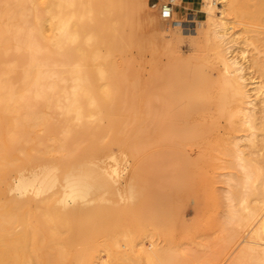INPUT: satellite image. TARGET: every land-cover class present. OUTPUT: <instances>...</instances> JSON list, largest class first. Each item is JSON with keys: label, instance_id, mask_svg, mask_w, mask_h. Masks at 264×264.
I'll return each mask as SVG.
<instances>
[{"label": "bare ground", "instance_id": "obj_1", "mask_svg": "<svg viewBox=\"0 0 264 264\" xmlns=\"http://www.w3.org/2000/svg\"><path fill=\"white\" fill-rule=\"evenodd\" d=\"M224 2L243 25L245 35L238 41L230 33L227 10L216 15L219 0H204L209 14L205 33L214 35L220 46L214 61L200 69L206 67L212 72L204 77L205 82L231 91L233 101L224 99L218 103L217 115L229 121L231 127L236 128L238 122L246 127L249 133L236 140L230 135L184 134L179 126L184 133L176 131L182 135L168 134L171 127L166 125H173L167 124L169 117L165 123L169 132L163 125L158 131L162 134L150 133L147 137L140 134L144 127L138 132L141 136L136 132L127 136V124H122L126 131L121 133L104 124L105 119L120 117H142L141 121L158 117L161 121L164 116H178L175 120L179 121L181 115L185 118L193 112L198 85L187 73L157 75L151 90L141 87L142 67L137 59L146 45L140 44L138 53L134 48L140 43L138 31L146 20V10L152 7L148 0H0V264L194 263L190 262L195 260L192 249L188 262L158 243L152 248L142 247L143 242L138 247L136 243V236L155 241L160 238L168 246L175 239L193 234L184 222L183 200L191 196L194 187L185 155L178 160L181 170L173 191L150 196L140 208L132 205L144 197L146 186L133 176L136 183L132 181L134 185L129 184L128 191L132 204L125 210L129 230L124 234L125 249L120 250L113 227L118 222L116 213L122 214V210L116 208L118 205L105 208L107 202L103 203L105 196L100 192L107 181L99 164L106 155L114 159L110 152L120 144L181 151L197 145L220 150L227 167L240 169L241 177H232L249 195L241 200L242 209L229 195L227 224L242 221V210L248 220L257 222L252 230L255 241L239 249L233 264H264V244L259 245L264 236V153L260 161L248 155L240 142L247 136L245 140L255 148L260 135L264 140V97L258 99L264 89V0ZM205 22L200 21V33ZM150 23L154 29L163 30L155 17ZM164 30L170 41L175 39L176 32L169 26ZM242 58H249L250 65ZM152 121L154 125L156 120ZM163 130H167L165 134ZM67 164L70 168L62 174L60 170ZM167 181L161 178L159 182L164 185ZM115 185V181L111 182L113 188L109 184L112 190ZM252 197L255 204L250 203ZM156 198L166 206L160 220L165 228L159 233L147 230L148 224L159 221L144 211L152 208ZM173 219L184 222H178L180 226L174 221L173 225H186L188 230H172ZM131 224L136 226L135 231ZM228 230L230 249L240 235L237 230ZM103 237L108 239L110 250L106 261L100 255Z\"/></svg>", "mask_w": 264, "mask_h": 264}, {"label": "rangeland", "instance_id": "obj_2", "mask_svg": "<svg viewBox=\"0 0 264 264\" xmlns=\"http://www.w3.org/2000/svg\"><path fill=\"white\" fill-rule=\"evenodd\" d=\"M148 1L152 7L147 8L146 10V20L142 24L141 29L138 31L139 33L138 37H140L139 40L140 43L136 44L134 48L135 49L134 53H138V49H140L139 48L140 44L146 45L143 55L141 57L137 55L139 57L137 60L140 61L139 65L142 67V70L140 72L143 76L141 87L144 89L145 87L146 89H149L152 86L157 75L170 76L172 74L187 73L189 76L194 78V80L197 83L196 86L198 85L193 95L194 100L196 101L194 108L192 110L193 112L190 111L192 112L189 113L190 117L186 115V117L184 118V116L181 115L182 118L180 117L179 121L175 120V119L178 120V116L177 118H175V116H164L163 118H165L164 119L165 122L163 121V118L160 121L161 118L155 117L154 119V117H152L153 118L152 120L154 121L156 120L154 125H153V121L150 118L149 120L146 118L144 119V121H141V119L143 120L142 117L138 118L139 120L137 118H128V117H120L121 119L118 118L119 121L117 118L105 119L103 120L104 124L105 125L106 123L109 124L107 125V127H109L110 125L112 126V128L114 127L112 131L116 133H118V131L119 133H121L122 124L124 125L127 124L128 125V127L126 128L128 133L126 134L127 136L128 135L132 136V132L133 133L136 132L134 134H138V135L143 134L142 137L151 136L153 134L158 135V134H162L160 133L161 132L160 129L163 128L166 129L167 127L168 128L171 127L170 128L171 130L167 128L168 132L169 130L171 132V133L169 132L168 134L171 135L174 134L176 136L180 134L182 135V133L184 132H185L184 134L208 133V135H211L213 137L230 135L233 136V140H236V138L239 137V135H247L249 133L248 130L244 125H240L239 124L240 122H238V126L234 128L231 127L229 121L227 122V120H225L224 118L218 117L217 114L219 113V111L217 112V110L219 109L218 108L219 106L217 104L224 101V99L231 102L233 101L234 97L232 96L231 91L229 89H226L225 91V89L221 86L219 87L216 84L205 82L204 77L208 74H212V72L206 69V67L204 69L203 68L200 69V67H204L207 63L214 61L215 50L219 49L220 46L218 40L215 39L214 35L212 34L207 35L205 33V31L208 30L209 14L206 8H204L203 6L204 0H200L201 1L200 9L202 10L203 13H200L199 23L197 24L196 29L190 32L184 31L178 27H174L171 24V22L164 20L161 17L160 8L163 3L169 0H148ZM174 3L181 4V2L179 1L176 2L174 1ZM218 4H219L218 5L219 9L216 10V15L220 16L221 10L224 9L227 10V18L230 19L232 23V24L230 23V26L232 25V29L230 30V33L234 34L235 37L238 39V41L241 40L245 35L243 25L233 14L230 13L228 6H225L224 0H219ZM152 17H155L157 19L159 25L163 27V30L162 28L161 30L154 29V27L150 23V19ZM175 19H177V16H175ZM202 20L206 22L204 23L203 26L204 28L203 33H200L199 32L200 21ZM165 26H169L170 30L176 32L174 36L175 39H172L171 41L169 40L170 38L169 33L164 30ZM241 60L247 65H250L251 63L249 61V58H242ZM249 71L251 74H254L253 68L249 69ZM256 96L257 95L255 96L253 95V98H255ZM262 97H264V89L263 91L260 92L258 99L259 98L261 99ZM182 101L185 100L183 99ZM130 115L132 116L133 112ZM168 117L171 119L172 122L168 121L167 123L166 119H168ZM173 119L176 122H173L174 121ZM146 120H148V122ZM183 120L184 122H182ZM160 122L163 124L161 125ZM140 123H142V125H139ZM165 123L171 125L173 124L172 125L173 127L168 126ZM165 125L167 127H165ZM145 126L148 127V130L145 129L146 128ZM178 126L184 129V132L183 130H180L181 128H179ZM119 127H121V129ZM143 127L144 130H146L145 132L144 130L141 131ZM173 129L174 132L172 131ZM126 130L124 128L122 131H126ZM167 130H163L162 132L165 134ZM176 130L177 131L179 130V132L182 133H179ZM122 134L125 133L123 132ZM126 135H122V136L125 138L127 137ZM246 137L247 136H244L243 139L241 140L239 139L243 145V148L245 149V152L248 155L255 157L261 161L260 154L264 153V140H262V135H260L259 138L256 139V141L258 142V146L255 148L251 147L250 143L245 140ZM95 154L101 156V154L104 155V152H96ZM110 154L113 156L114 159H112L111 157L108 158V155H106L107 159L104 156L99 161L101 162L99 163L100 167L102 166L104 168V169L102 168L105 173L104 178L106 179L105 181H107V183L104 182L106 183V185L104 184L105 188L103 189V192L102 191L100 192V196L101 195L102 197L105 196L103 203L106 204L105 202H107V206L105 205L106 209L110 210L112 205L115 207L118 205L116 208L118 210L119 209L122 210V214L118 212H117L118 214L116 213V220H115V221L118 220V222H121L122 224L116 222V224L114 225L115 227H113L114 235L116 233L115 237L119 238L117 239V242L119 241L118 246L120 245L119 246L120 250L125 249L126 242H125L124 234L127 232L128 229L127 219L125 216L127 212L125 210L127 209L126 208L127 205L129 206L132 204L131 201L128 199L129 198L128 195L130 192L129 186L131 184L134 185L132 181L136 183V178L134 179V177L137 176V178H139L141 183L146 186L144 192L145 198L143 196H140L137 202H135V204L133 203L132 205L134 208L135 207L140 208V206L147 204L146 200H148L150 196L156 197L157 194L163 191L170 194L173 191L175 185L174 180L177 176V173L181 170L179 163L180 161L178 160H181V158H183L184 155L186 156L185 158L188 162V168L190 169L194 180L193 182L194 187L191 196L183 200L184 201L183 204L185 208L184 222L188 223L186 225H188L187 227H190L189 231L193 234L188 237L184 236L179 240L175 239L173 243L169 244L168 246L165 245V242L160 238L155 241L151 238L142 239L136 236V243H138V247L142 242H143L142 244H144L142 245V247H146V248H152V245L155 246L156 243H158L159 246L162 245L161 248H165V247L170 248L169 250H171V254L174 255L176 254L179 257H182L183 259H187L185 261L188 262L191 260V259L189 260L188 258H190L191 254L189 253L191 251L190 249H192V252L195 255L193 256L195 260L190 261V262H194L191 264H203V262L205 261L206 264H230V262L231 264H233V262L237 260L239 249L248 242L255 241V238L252 235V230L256 226L257 222L248 220L246 218V213L244 210H242V221L233 223L231 225H228L226 222V212L230 203L228 199L229 195H232L233 199H235L234 203L236 204L238 209H242L243 205L240 203L241 200L245 197H248L249 195L246 193V190L243 189L241 185H239V182L236 181L238 177H241L242 175L240 169L227 167L224 163V159L220 150H216L214 148H207V149L200 148L197 145L189 146L188 148L183 149V151H181V150H173V149H161L160 147H157L155 145L146 146L143 148H129L126 144H120V145H116L113 148V150L110 152ZM20 155L23 156V153H21ZM69 168H70V164H67L60 170V172L64 174L69 170ZM232 176H236L237 179L234 180ZM161 178L163 179L166 178L168 179V181L164 185L163 184L160 185L161 182L159 181ZM112 181H115L116 184L115 186H117L116 188L114 186L115 190L111 189ZM109 184L111 187L109 186ZM104 190H108V192L107 191L104 192ZM112 191L115 192L118 191L116 193L117 195L114 194L115 192L113 193ZM103 193L106 194L103 195ZM107 193L109 194V196L110 195L111 196L107 197L108 196ZM188 198L189 200H187ZM106 199L109 200L110 202L107 201ZM253 199H254L253 197L250 199L251 204H255ZM156 200L157 198L152 204L151 209L146 208L144 211L148 217H151V219H157L159 221L158 224L157 223L148 224L147 230L149 232L155 231L159 233L163 231V229L165 228V225L162 224L160 220L166 214L164 210L166 206H163L162 202H157ZM111 202L112 204L109 205L108 203ZM58 206L61 207V204H58ZM133 211H135L136 215H138L137 209ZM129 215L131 216V214ZM119 217L120 220L117 219ZM174 219L172 220L171 223L172 230L177 232L175 227H177V230L186 227V225L185 227H180L181 224L179 223H184V222H179L178 220L175 221L176 219L175 220ZM174 221L175 223H177L176 225H180V226L173 225ZM131 227H132L131 228L132 231L136 230V226L134 224H131ZM229 228H231V230L233 231L237 230L239 232L238 236L240 235L238 237V240L236 241L237 243H232L230 249L227 248L228 247L227 235L229 232L228 230ZM185 229L188 230L187 228ZM105 236L108 237L107 234ZM106 237H103V240L104 239L105 240L104 242H102L100 246V255L104 261L108 259V255L110 253L108 246V239H106ZM259 241H260L259 245L264 244V236H262L261 240ZM202 245H204L205 249L202 248ZM195 250H196V254L194 253ZM187 252L189 255H187ZM205 252L207 253V255L205 254ZM213 253H215L216 256L215 261L212 259L214 256Z\"/></svg>", "mask_w": 264, "mask_h": 264}, {"label": "built area", "instance_id": "obj_3", "mask_svg": "<svg viewBox=\"0 0 264 264\" xmlns=\"http://www.w3.org/2000/svg\"><path fill=\"white\" fill-rule=\"evenodd\" d=\"M181 4H175L173 0H169L162 4L160 15L164 20L171 22L174 27L181 28L184 31H194L199 22L200 13L191 9L184 8V0H179ZM182 10V13L179 11ZM177 16V19H175Z\"/></svg>", "mask_w": 264, "mask_h": 264}, {"label": "crops", "instance_id": "obj_4", "mask_svg": "<svg viewBox=\"0 0 264 264\" xmlns=\"http://www.w3.org/2000/svg\"><path fill=\"white\" fill-rule=\"evenodd\" d=\"M200 4H201L200 0H184L182 6L186 9H191V10H194L196 12H200V11H202L200 9ZM179 12L182 13V10H180Z\"/></svg>", "mask_w": 264, "mask_h": 264}]
</instances>
